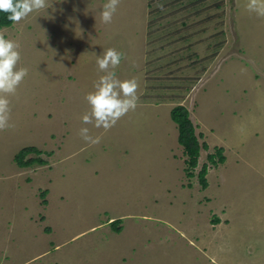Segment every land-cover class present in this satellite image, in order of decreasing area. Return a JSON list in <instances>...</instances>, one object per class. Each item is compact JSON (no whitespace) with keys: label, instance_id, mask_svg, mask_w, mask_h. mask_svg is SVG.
<instances>
[{"label":"rangeland","instance_id":"rangeland-1","mask_svg":"<svg viewBox=\"0 0 264 264\" xmlns=\"http://www.w3.org/2000/svg\"><path fill=\"white\" fill-rule=\"evenodd\" d=\"M107 2L47 0L0 29L28 73L0 129V264H264V17L248 0H118L106 24ZM109 48L139 99L105 130L81 118ZM177 104L207 144L191 177ZM25 147L45 162L19 167Z\"/></svg>","mask_w":264,"mask_h":264},{"label":"clouds","instance_id":"clouds-1","mask_svg":"<svg viewBox=\"0 0 264 264\" xmlns=\"http://www.w3.org/2000/svg\"><path fill=\"white\" fill-rule=\"evenodd\" d=\"M118 0H108L103 6L100 18L103 23H110L116 12ZM47 7V0H0V13L7 14L11 22L19 23L30 13ZM250 13L264 17V0H248L246 5ZM20 45L18 42L6 38V33L0 30V129L10 127L9 101L6 94L15 93L17 86L28 74L27 69H17L20 60ZM121 53L115 49H107L103 56H98L97 66L105 74L100 76L94 84V90L85 99L90 106V112L82 116V123L93 124L96 128L110 129L120 117L129 110H134L139 99L137 95L138 83L135 79L120 80L114 71L121 62ZM80 135L89 144H98L99 137L89 135V129L82 127Z\"/></svg>","mask_w":264,"mask_h":264},{"label":"trees","instance_id":"trees-1","mask_svg":"<svg viewBox=\"0 0 264 264\" xmlns=\"http://www.w3.org/2000/svg\"><path fill=\"white\" fill-rule=\"evenodd\" d=\"M13 22L7 19V14L0 13V29L4 27H11ZM170 118L176 124L178 128V143L182 146L183 154L186 156L185 159V174L188 177L193 176V170L198 163V156L200 147L207 148L206 143H199L197 136L194 133V125L189 116V110L187 107L177 104L170 110ZM39 153L40 151L35 147H25L20 149L13 157V160L19 167H28L34 163L43 164L45 161L41 158L27 156L30 153ZM206 160L209 164L217 166L219 163L225 162V156L223 155V149L217 148L213 153H208ZM207 164L204 163L198 172V184L200 188L204 189L207 187L206 173ZM46 192H42L41 196L44 197ZM218 219H216L217 221ZM120 219L112 221L111 225H115L113 229L117 232L121 230L118 225Z\"/></svg>","mask_w":264,"mask_h":264}]
</instances>
